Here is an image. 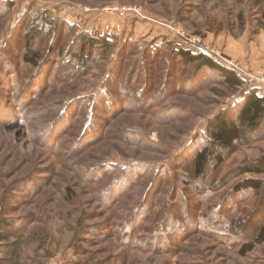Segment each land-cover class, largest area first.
I'll use <instances>...</instances> for the list:
<instances>
[{
	"label": "rangeland",
	"instance_id": "374dc122",
	"mask_svg": "<svg viewBox=\"0 0 264 264\" xmlns=\"http://www.w3.org/2000/svg\"><path fill=\"white\" fill-rule=\"evenodd\" d=\"M0 3V234L8 236L0 264H264L255 241L264 193L235 190L264 180L242 173L264 153V121L222 166L212 163L201 179L192 169L210 119L233 118L262 84L264 2ZM26 14L37 28L45 16L116 47L64 87L61 68L72 63L56 52L70 50L75 32L34 41L38 66L21 65L37 34H28ZM180 49L205 52L244 85L230 88L216 71L177 59Z\"/></svg>",
	"mask_w": 264,
	"mask_h": 264
},
{
	"label": "trees",
	"instance_id": "16d2710c",
	"mask_svg": "<svg viewBox=\"0 0 264 264\" xmlns=\"http://www.w3.org/2000/svg\"><path fill=\"white\" fill-rule=\"evenodd\" d=\"M258 3H263L264 0H256ZM2 4V3H0ZM6 8L10 11L14 7L13 2H6ZM264 17V15H263ZM26 21L32 22L30 33L37 31V34L28 36L27 47L25 51L18 54L21 60V65L36 67L38 66L39 54L33 48L34 41H41L52 36L53 38L59 37L64 33L67 28L75 32V42L70 50L64 51L62 47L56 51L57 55L66 56L67 60L71 61V66L68 68L64 66L63 75H59L58 82L64 87L70 85L72 77L80 76L78 72L79 67L82 69H90L95 65L94 58H101L107 56L116 46L113 40L108 36L96 37L89 32H80L75 26L70 25L65 21L55 23L47 17L39 18L44 23L37 28L38 21L30 20V14L25 15ZM58 23H60L58 25ZM23 24V23H22ZM62 26V28H61ZM62 33V34H61ZM61 34V35H60ZM128 44V43H126ZM6 51V50H5ZM67 54V55H66ZM177 59L182 60L188 64H195L199 68H210L216 71L223 83L233 89L240 88L244 85V80L235 71L224 67L216 62L205 52L198 54L192 51L180 49L175 53ZM73 65H76V67ZM1 73V68H0ZM76 83V82H75ZM60 86V85H59ZM260 88L254 87L246 92L244 99L240 102L238 111L233 118H229L226 111L219 112L207 123L206 145L195 151L192 159V169L195 178L201 179L206 175L212 163L218 167L222 166L225 162L226 152L232 151L238 141L241 140L245 131L257 130L264 121V93H260ZM243 174L264 175V153L257 159L246 163L242 166ZM236 192L243 193L253 191L257 193H264V180L263 179H247L238 183L235 188ZM6 223V221L2 222ZM7 226H10L8 224ZM8 236L0 234V243H4ZM258 243L264 244V225H262L257 233L256 239ZM254 245L246 243L241 250L242 255H246L252 251ZM78 264H105L104 262L96 263H78Z\"/></svg>",
	"mask_w": 264,
	"mask_h": 264
},
{
	"label": "built area",
	"instance_id": "2783aa9c",
	"mask_svg": "<svg viewBox=\"0 0 264 264\" xmlns=\"http://www.w3.org/2000/svg\"><path fill=\"white\" fill-rule=\"evenodd\" d=\"M231 67H232V63H230V62H227ZM252 78L254 77V76H251ZM258 81H260L262 84H264V76L263 77H255Z\"/></svg>",
	"mask_w": 264,
	"mask_h": 264
},
{
	"label": "crops",
	"instance_id": "0c3cea01",
	"mask_svg": "<svg viewBox=\"0 0 264 264\" xmlns=\"http://www.w3.org/2000/svg\"><path fill=\"white\" fill-rule=\"evenodd\" d=\"M255 87H256V88H261V89H262V88H264V84H260V83H259V84H256Z\"/></svg>",
	"mask_w": 264,
	"mask_h": 264
}]
</instances>
